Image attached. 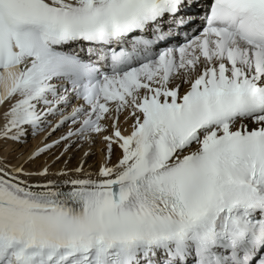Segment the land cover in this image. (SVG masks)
<instances>
[{
  "label": "snow or ice",
  "instance_id": "1",
  "mask_svg": "<svg viewBox=\"0 0 264 264\" xmlns=\"http://www.w3.org/2000/svg\"><path fill=\"white\" fill-rule=\"evenodd\" d=\"M0 120L105 146L0 161V264H264V0H0Z\"/></svg>",
  "mask_w": 264,
  "mask_h": 264
},
{
  "label": "bare ground",
  "instance_id": "2",
  "mask_svg": "<svg viewBox=\"0 0 264 264\" xmlns=\"http://www.w3.org/2000/svg\"><path fill=\"white\" fill-rule=\"evenodd\" d=\"M0 123H2V120H0ZM66 130V125L64 127H62L60 130H58L57 132L53 133L51 136L47 137V139H44L46 133L44 132H40L38 133L39 135H35L36 137L34 138V143L38 144L35 145L33 149H37L38 147H41V145L43 143L46 142H50L52 140H54L55 138L59 137L60 135L64 134ZM30 136L33 137V135L31 134V132L29 133V136L27 137L30 138ZM3 142L5 144H11L13 141L10 140H3L0 139V144H3ZM6 146V148L9 145H4ZM98 149V153L97 156L92 157V156H87L85 155V153H88L89 151L92 152V148ZM65 147V142L63 144H61L58 147H54L53 149V156L51 157L52 159V163L49 164L50 158L47 159L48 154L44 155L43 157H41L40 159H35V160H31L30 162H26L23 163L22 161H18L14 159H7L4 160L3 159V154L7 153V150H0V161H4L6 163H8L9 165H20L23 164L24 166V170L25 171H29V172H36L41 170L45 165H48L49 167V173L50 176L48 177V179H52V180H58V179H62V177H58L56 175H54L55 173L60 172L61 170L69 172V174L71 175V169L79 166L82 162L84 167L89 170V171H95L99 165L102 163L104 156H105V152H104V148L105 146L103 145V143L97 139L96 143L93 144L91 146V148H89V146L87 144H83L78 146L77 144L73 143L70 145V147L68 148L65 154L61 155L59 154L63 148ZM9 149V148H8ZM32 150V149H31ZM48 151V153L52 152V151ZM74 154H73V153ZM29 153V152H28ZM47 157V158H46ZM57 157H59V159H57ZM46 159V160H45ZM116 159V155H113V160ZM20 160V159H19ZM32 182L36 183V182H43V180L39 177H32Z\"/></svg>",
  "mask_w": 264,
  "mask_h": 264
},
{
  "label": "rangeland",
  "instance_id": "3",
  "mask_svg": "<svg viewBox=\"0 0 264 264\" xmlns=\"http://www.w3.org/2000/svg\"><path fill=\"white\" fill-rule=\"evenodd\" d=\"M29 136V135H28ZM27 136V137H28ZM27 137H26V141L24 143H16V142H12L11 144H5L3 142V144H0V150L4 151V150H7V153L3 154V159L4 158H7V159H14L15 157L18 159V161H24L23 163H25V160L27 159V157L35 150L33 149L35 145H38V144H35L34 143V138L36 136H30V138H28L27 140ZM4 145H9L7 148L6 146ZM42 146V145H41ZM9 148V149H8ZM32 149V150H31ZM65 149V148H64ZM62 150L59 154L63 153L65 154L66 152H64L65 150ZM52 152L48 153V152H45L43 154H41L39 156L38 159H40L41 157H43L44 155L48 154V158H50V161H49V164L52 163V159L51 157L53 156V150H51ZM29 152V153H28ZM73 153V152H72ZM97 153H98V149H95V146L94 148H92V152L89 151L88 152V155L87 156H92L95 158V156H97ZM74 154V153H73ZM15 158V160H17ZM7 159H4V160H7ZM20 159V160H19ZM46 160V159H45ZM31 161V160H30ZM28 161V162H30Z\"/></svg>",
  "mask_w": 264,
  "mask_h": 264
}]
</instances>
